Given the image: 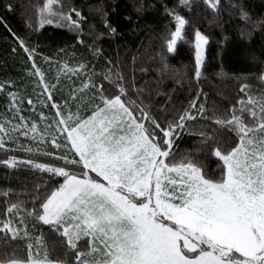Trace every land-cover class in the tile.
<instances>
[{"label": "snow or ice", "instance_id": "6c2138e0", "mask_svg": "<svg viewBox=\"0 0 264 264\" xmlns=\"http://www.w3.org/2000/svg\"><path fill=\"white\" fill-rule=\"evenodd\" d=\"M180 3L192 9L193 0ZM203 3L219 14L220 0ZM0 4L15 10L11 0ZM165 12L174 29L164 43L174 53L190 21L166 6ZM35 15L28 28H67L84 43L77 8L65 11L61 0H43ZM0 22L7 27L3 16ZM104 23L115 35L117 28ZM8 31L27 56L32 90L15 79L0 80V167L24 168L47 180L35 183L30 206L12 188L0 191V241L26 242V255L0 264H264V89L254 93L242 83L236 103L211 117L199 103L206 95L200 90L186 108L157 106L161 116L141 90L133 95L135 85L128 86L111 60L99 72L87 60H54ZM208 41L195 28L197 83ZM100 51L95 47L94 56ZM37 55L55 68L51 79ZM258 79L264 83V74ZM198 119L210 120L211 131L200 132L195 152L179 153L176 140ZM29 223L59 236L65 258H51L44 233L30 232Z\"/></svg>", "mask_w": 264, "mask_h": 264}, {"label": "trees", "instance_id": "16d2710c", "mask_svg": "<svg viewBox=\"0 0 264 264\" xmlns=\"http://www.w3.org/2000/svg\"><path fill=\"white\" fill-rule=\"evenodd\" d=\"M11 2L15 8L13 12L5 11L0 4V16L7 22V27L0 22V80L11 78L27 84L29 93L31 83L25 78L29 62L8 28L30 47H36L38 54L51 56L54 60L71 63L87 60L89 66L95 65L98 72L109 67L107 61L111 60L121 69L128 86L135 85L133 95L136 89L141 90L145 101H150L153 111L161 116L164 113L159 112L157 106L166 105L171 112L186 108L200 90L206 95L200 96L199 103L204 104L206 116L211 117L213 112L222 114L236 103L242 83L251 85L254 93L264 89V83L258 79L264 74V0H220L219 14L208 9L203 0H193L191 10L180 0H61L65 11L75 7L82 13L83 44L77 42L78 34L67 28L45 25L34 31L26 26L29 19L36 20V6L43 0ZM165 6L190 21L186 26V38L178 42L174 53H168L164 43L168 31L174 29V21L166 14ZM241 9L248 14L247 19L242 16ZM73 16L75 18V14ZM105 20L117 28L115 35L109 34ZM195 28L209 38L205 48V67L198 83L193 70ZM90 45L94 47L90 48ZM14 46L17 47L16 53L12 52ZM95 47L101 50L99 56H94ZM61 48L65 52H58ZM36 59L51 79L55 68L50 69L41 55ZM177 79L182 83H176ZM168 96H171L170 100ZM2 111L3 101L0 99ZM211 129L210 120L189 122L176 140L177 151L195 152L200 144V132ZM208 163L215 168L214 162ZM43 180L47 177L41 178L24 168L10 172L0 167V191L12 188L13 196L19 194L29 206L35 183ZM4 199L0 194V209ZM29 231L36 235L41 231L44 233L51 258H65L63 241L59 236L49 234L47 226L37 224L33 229L29 223ZM25 244L24 240L9 241L8 244L0 241V260L11 258L13 254L26 255ZM67 258L72 259L71 255Z\"/></svg>", "mask_w": 264, "mask_h": 264}, {"label": "rangeland", "instance_id": "374dc122", "mask_svg": "<svg viewBox=\"0 0 264 264\" xmlns=\"http://www.w3.org/2000/svg\"><path fill=\"white\" fill-rule=\"evenodd\" d=\"M205 48H206V46H205Z\"/></svg>", "mask_w": 264, "mask_h": 264}]
</instances>
